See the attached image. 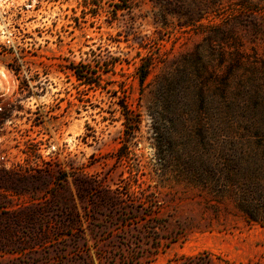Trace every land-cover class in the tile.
Instances as JSON below:
<instances>
[{"label": "rangeland", "instance_id": "obj_1", "mask_svg": "<svg viewBox=\"0 0 264 264\" xmlns=\"http://www.w3.org/2000/svg\"><path fill=\"white\" fill-rule=\"evenodd\" d=\"M5 35L43 74L6 112L72 149L0 167V264H264V0H0Z\"/></svg>", "mask_w": 264, "mask_h": 264}, {"label": "built area", "instance_id": "obj_2", "mask_svg": "<svg viewBox=\"0 0 264 264\" xmlns=\"http://www.w3.org/2000/svg\"><path fill=\"white\" fill-rule=\"evenodd\" d=\"M5 36L7 43H2V47L0 43L2 52L0 56L6 59L4 65L0 62V125H2L0 128V167L9 171L36 172L41 170L44 164H48L52 150L54 154H57L58 150L65 151L66 154L68 148L71 150L72 147L68 142L69 139L64 135L61 136V129H59L61 132L56 135V142L52 141L45 130H41V119H37L38 115L34 113L37 111L36 103H30L33 113L28 116L33 117L27 123H22L21 119L14 118L10 114L12 109L16 112L23 110V100L19 102L21 106L16 102L9 104L4 98L6 90L8 91L9 87L13 86L15 90H21L24 93L35 91L38 89L43 74L37 71L32 55H16L23 47L21 41L13 40L8 35ZM7 50H12L15 54ZM7 108H10V112H6ZM24 121H27L26 117ZM5 129L8 132L3 134ZM17 134H22L21 141L14 139V135ZM76 154H78L77 151Z\"/></svg>", "mask_w": 264, "mask_h": 264}, {"label": "trees", "instance_id": "obj_3", "mask_svg": "<svg viewBox=\"0 0 264 264\" xmlns=\"http://www.w3.org/2000/svg\"><path fill=\"white\" fill-rule=\"evenodd\" d=\"M147 78V75H144L142 78H141V82L144 83V81L146 80ZM154 132L155 134L158 133V129L155 128L154 129ZM241 161H242V158L239 157L237 158L236 160L233 159V160H227L225 163H223L221 165V167L218 169V170H215V168H212L211 169V172H210V176L211 177H216L219 173H222L224 174V184L223 185H232L233 182H234V172L233 170L235 168L239 169V171H241ZM242 172V171H241ZM255 172V173H254ZM254 172H251L249 170H246L243 174H244V178L246 179V184H248V193H247V202L248 201H254V200H258L259 198V195L261 198H263V201L261 203V206L264 207V184H263V179L264 178H259L258 177V171L254 170ZM252 208H255L256 211H253ZM243 211L246 213L247 215V219L249 222H256L258 223L259 220H258V211L259 209H257L252 203H248V206H245L242 208Z\"/></svg>", "mask_w": 264, "mask_h": 264}]
</instances>
